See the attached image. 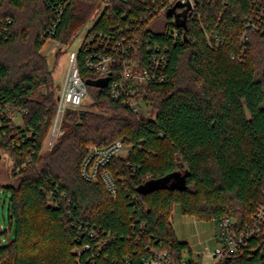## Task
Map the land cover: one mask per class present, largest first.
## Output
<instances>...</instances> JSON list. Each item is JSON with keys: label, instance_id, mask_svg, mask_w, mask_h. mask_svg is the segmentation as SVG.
<instances>
[{"label": "trees", "instance_id": "16d2710c", "mask_svg": "<svg viewBox=\"0 0 264 264\" xmlns=\"http://www.w3.org/2000/svg\"><path fill=\"white\" fill-rule=\"evenodd\" d=\"M49 2L0 0V106L28 111L19 132L32 133L11 146L12 129L0 115V147L19 184L0 188L10 195L5 228L0 225V263L142 264L156 249L175 264H200L183 257L192 250L173 228L174 206L198 220L231 216L237 234L264 200V37L252 34L245 58L238 60L252 0L199 1L194 12L172 7L164 17L138 0H114L97 27L135 19L143 42L168 49L167 79L143 87L137 97L149 110L133 113L109 93L119 72L97 80L81 55L91 107L112 115L88 111L86 103L69 110L64 134L44 155L58 94L41 50L55 25L53 39L68 44L75 30L97 15L102 0H73L60 20L55 10L61 0ZM173 27L184 37L169 35ZM136 51L146 59L144 43ZM99 81L106 86H96ZM42 88L46 91L38 92ZM120 139L130 151L106 167L117 189L114 197L102 179L86 181L81 166L89 146ZM29 159L31 165L16 174ZM150 182L159 184L143 194ZM226 264H264V235Z\"/></svg>", "mask_w": 264, "mask_h": 264}, {"label": "built area", "instance_id": "2783aa9c", "mask_svg": "<svg viewBox=\"0 0 264 264\" xmlns=\"http://www.w3.org/2000/svg\"><path fill=\"white\" fill-rule=\"evenodd\" d=\"M50 3V0H44ZM73 0H61L56 11L57 18L60 20L66 7ZM114 0H102L100 11L94 16V20L90 21V27L82 37V42L78 51L69 52L68 65L62 88L57 95V105L49 131L44 138L43 146L46 143L48 149H52L58 139L64 134L63 121L69 110H81L85 99L88 97L87 85L81 73V55L84 66L92 72L98 79H107L112 73L119 72L118 76L109 83V93L114 100L121 101L133 113H142L143 107L147 104L137 97L141 89L148 85L160 84L167 79V67L169 62L168 49L158 43L152 44L149 40L143 42L142 36L139 34V27L136 26L135 19H131L129 23L116 25H108L103 28L97 27L100 24V17L107 9L111 7ZM123 1V0H120ZM146 5V9L157 17H164L169 9L173 12H194L198 2H209L210 0H138ZM248 9L243 28L239 36L240 53L239 61H243L249 47L252 34H258L264 37V0H252ZM56 25L52 30V34L47 39V43H52L54 53L62 51L66 53L72 43L61 44L53 39ZM183 30L173 27L169 31L175 39L184 37ZM79 34V33H78ZM75 37V36H74ZM73 37V38H74ZM216 45L222 43L219 36H215ZM144 43L146 48V59L135 55L138 51L136 48ZM234 59L235 56H232ZM26 110H14L9 105L0 106V115L5 117L10 126L11 146L19 142L18 139L29 138L31 132H27L23 137L20 132L25 130L24 124L17 123V119H21L26 115ZM3 123L0 122V127ZM20 127V132H19ZM4 137L0 136V142ZM1 145V143H0ZM19 145V144H18ZM87 156L81 166V175L86 181L97 182L103 180L107 189L115 197L117 189L115 182L106 167L114 157L122 156V152L130 151L126 147L123 140H116L113 143L98 147L91 145L87 148ZM8 155L7 152L0 147V158ZM125 155V156H126ZM31 165V160H27L20 167L15 168L16 174H19L27 166ZM131 166V163L127 164ZM264 193V192H263ZM217 227L216 239L219 248L216 251H207L202 254L203 259L209 258L210 264H226L228 258H232L240 249L247 246L249 241L264 235V200L254 210L250 223L237 234L232 233V226L235 218L225 217L220 220H214ZM89 249V246H86ZM193 254V252H192ZM198 256H201L198 254ZM193 260V259H192ZM197 262L196 260H194ZM142 264H175L169 254L164 251L150 250L149 254L142 259ZM182 264H186L184 261Z\"/></svg>", "mask_w": 264, "mask_h": 264}, {"label": "rangeland", "instance_id": "374dc122", "mask_svg": "<svg viewBox=\"0 0 264 264\" xmlns=\"http://www.w3.org/2000/svg\"><path fill=\"white\" fill-rule=\"evenodd\" d=\"M92 20H94V17L93 19H91V21ZM89 23H86V25H80V27L75 30L73 34V37H75H72V43L70 44V47L66 53L61 52V54H59V51L54 53V49H52V43H48L45 48L47 42H45V45L41 50V54L45 56L47 60V65L50 71H52L53 88L57 94L60 92L65 78L69 52L79 50V47L82 42V37L91 25ZM48 48L49 52L47 53L44 50ZM43 91H46V88L38 90V92ZM85 103L87 104L85 109H88V111L107 116L112 115V113L108 110H102L100 108L91 107L93 102L92 100H90L89 97L85 99ZM148 110L149 106L146 105L143 107L142 113H145ZM17 123L21 124L23 122H21V119L18 118ZM51 150L52 149L47 148V144L45 143L43 146L42 153H44V155H48ZM2 155L3 156L0 158V188H6L8 186L18 187V181L12 173L13 162L9 155ZM120 155L125 156L126 152H122ZM9 198V193L6 192L5 189H2L0 192V225H2V229L5 228L4 218L6 219L8 217ZM173 228L176 232L178 239L182 242L187 243L188 246H190V248L193 250V254H191L188 250L184 251V259H193L199 262L200 264H210L212 262L209 258L203 259L202 254L207 251H216L219 248L220 242H218L215 237L217 233V227L216 223L213 220H198L194 216H187L182 213L180 206L177 204L174 206L173 209ZM11 239L12 235H10L6 241H9ZM198 254H200L201 256H198Z\"/></svg>", "mask_w": 264, "mask_h": 264}, {"label": "water", "instance_id": "95a60500", "mask_svg": "<svg viewBox=\"0 0 264 264\" xmlns=\"http://www.w3.org/2000/svg\"><path fill=\"white\" fill-rule=\"evenodd\" d=\"M182 26L186 29V22L185 21L182 23ZM96 86L104 87V86H106V82L105 81H99V82L96 83ZM158 184L159 183L150 182L146 186H143L141 188V192L143 194H147V193L153 191L158 186Z\"/></svg>", "mask_w": 264, "mask_h": 264}, {"label": "crops", "instance_id": "0c3cea01", "mask_svg": "<svg viewBox=\"0 0 264 264\" xmlns=\"http://www.w3.org/2000/svg\"><path fill=\"white\" fill-rule=\"evenodd\" d=\"M44 51H46L47 53L49 52V48L48 49H45ZM192 250V249H191ZM192 252H193V250H192Z\"/></svg>", "mask_w": 264, "mask_h": 264}]
</instances>
